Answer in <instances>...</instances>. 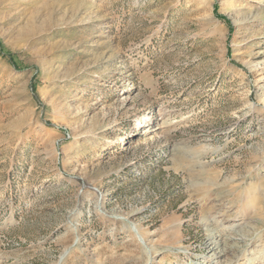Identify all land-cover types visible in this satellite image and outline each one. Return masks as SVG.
<instances>
[{
    "label": "rangeland",
    "instance_id": "374dc122",
    "mask_svg": "<svg viewBox=\"0 0 264 264\" xmlns=\"http://www.w3.org/2000/svg\"><path fill=\"white\" fill-rule=\"evenodd\" d=\"M214 241L264 264V0H0V264Z\"/></svg>",
    "mask_w": 264,
    "mask_h": 264
},
{
    "label": "bare ground",
    "instance_id": "6f19581e",
    "mask_svg": "<svg viewBox=\"0 0 264 264\" xmlns=\"http://www.w3.org/2000/svg\"><path fill=\"white\" fill-rule=\"evenodd\" d=\"M139 127V126H138ZM135 235L137 236L138 240L141 241L143 240L142 239V235L139 231L138 233H135ZM238 235V234H237ZM234 235L232 237H229L227 240H230L231 244L230 245H233V244H236L235 242L237 240H239L241 242V239H243L241 236L239 237V235ZM213 244V246H210L208 247L207 249L209 251H213V249H217L218 251L215 253L213 251V253H211L208 257H211V258H208V259H211L212 261V264H228L229 263V256L231 257V255L229 254V248L228 246L226 245H223V247L221 249H219L218 247H215L217 246L218 242H213L211 243ZM247 245V244H246ZM232 254V253H231ZM233 255V254H232ZM154 256V255H153Z\"/></svg>",
    "mask_w": 264,
    "mask_h": 264
}]
</instances>
